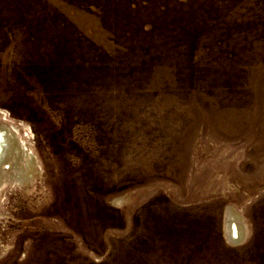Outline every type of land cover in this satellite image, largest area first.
<instances>
[{
    "label": "rangeland",
    "instance_id": "rangeland-1",
    "mask_svg": "<svg viewBox=\"0 0 264 264\" xmlns=\"http://www.w3.org/2000/svg\"><path fill=\"white\" fill-rule=\"evenodd\" d=\"M1 126L0 264H264V0H0Z\"/></svg>",
    "mask_w": 264,
    "mask_h": 264
},
{
    "label": "bare ground",
    "instance_id": "bare-ground-1",
    "mask_svg": "<svg viewBox=\"0 0 264 264\" xmlns=\"http://www.w3.org/2000/svg\"><path fill=\"white\" fill-rule=\"evenodd\" d=\"M16 130L9 127H0V152L2 150V158L0 159V172L3 169L2 165L17 164L23 156V152L16 136ZM12 163V164H11ZM21 164V163H20ZM18 165V164H17ZM236 213L230 208L226 212V235L232 243L241 242L244 238V233L240 232L237 224Z\"/></svg>",
    "mask_w": 264,
    "mask_h": 264
}]
</instances>
